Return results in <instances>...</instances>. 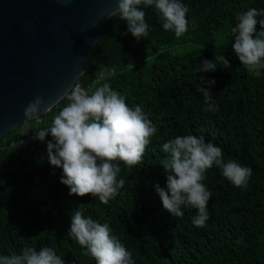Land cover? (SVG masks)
<instances>
[{
  "label": "trees",
  "instance_id": "16d2710c",
  "mask_svg": "<svg viewBox=\"0 0 264 264\" xmlns=\"http://www.w3.org/2000/svg\"><path fill=\"white\" fill-rule=\"evenodd\" d=\"M181 2L189 9L190 23L179 37L163 28L154 8L141 6L149 34L139 40L128 32L119 13L111 16L90 70L79 79L85 88L110 84L130 107L142 106L157 128L141 164L116 162L124 185L107 204L90 194H69L60 182L62 168L48 161L52 137L44 143L11 146L14 140L50 127L66 99L59 108L54 106L0 139V255L46 246L62 256L64 264H95L68 234L73 211L84 205L85 217L107 223L135 264H264V68L251 72L233 48L216 44L219 38L232 40L237 17L249 8L264 9V0ZM190 44L199 49L186 52ZM220 55L229 60L230 68L219 61ZM205 59L215 60L216 71L196 72ZM101 74L105 76L100 79ZM200 75L216 81L210 89L214 112L204 111ZM186 135L203 136L222 149L225 162L235 160L252 169L246 188H236L216 166L207 171L204 183L212 196L204 227L193 225L196 210L191 207L182 206L184 215L173 217L154 188L157 183L166 186L160 164L168 155L163 144Z\"/></svg>",
  "mask_w": 264,
  "mask_h": 264
},
{
  "label": "clouds",
  "instance_id": "9594fccd",
  "mask_svg": "<svg viewBox=\"0 0 264 264\" xmlns=\"http://www.w3.org/2000/svg\"><path fill=\"white\" fill-rule=\"evenodd\" d=\"M143 8H154L159 14L165 30L179 37L189 30L188 7L181 0H117L120 19L127 22L128 32L137 40L149 34ZM112 14V13H111ZM110 17V16H109ZM235 42L232 45L240 63L249 71L264 68V9L249 8L237 17ZM195 26V21H191ZM259 25L260 31H257ZM219 61L230 68L229 60L220 55ZM214 61L202 60L197 73L214 72ZM83 72V71H82ZM216 81L199 76V91L203 94L205 112H214L211 103V87ZM68 103L54 116L49 128L38 136L43 141L51 134L47 143L49 163L62 168L61 183L70 189V195L84 197L92 195L107 204L124 185L118 176L121 168L117 161L131 167L143 162L151 139L157 132L142 106L130 107L119 92L104 83L89 92L79 84L70 87L62 95ZM48 106L41 96L34 97L25 108L26 118L36 117ZM167 157L161 160L166 174V186L154 185L163 208L173 217H182V206L196 210L192 223L204 227L210 219L208 203L212 193L204 183L206 173L213 166L236 188H246L252 169L235 160H224L220 147L206 142L203 136H177L162 146ZM84 205H80L71 216L68 234L84 248L95 264H135L132 254L112 234L107 223H99L85 217ZM62 256L51 247L26 246L19 252L0 255V264H64Z\"/></svg>",
  "mask_w": 264,
  "mask_h": 264
},
{
  "label": "water",
  "instance_id": "95a60500",
  "mask_svg": "<svg viewBox=\"0 0 264 264\" xmlns=\"http://www.w3.org/2000/svg\"><path fill=\"white\" fill-rule=\"evenodd\" d=\"M116 7L117 0H0V139L49 113L90 70ZM37 96L48 106L26 118Z\"/></svg>",
  "mask_w": 264,
  "mask_h": 264
},
{
  "label": "built area",
  "instance_id": "2783aa9c",
  "mask_svg": "<svg viewBox=\"0 0 264 264\" xmlns=\"http://www.w3.org/2000/svg\"><path fill=\"white\" fill-rule=\"evenodd\" d=\"M105 75L104 74H101L100 75V79L103 78ZM75 84H79L82 88H84L86 91H89L91 92L94 87H89V88H85L83 86V84L78 80ZM57 108H59L58 105H56ZM49 128V127H47ZM47 128H43L41 129L40 131H38L37 133H33V134H28V135H25V137L19 139V140H14L11 142V146H28V145H32V144H35V143H44L46 142L50 137H51V134L49 133L48 136L45 137V139L43 141L39 140L36 136L39 135V133L42 131V130H45Z\"/></svg>",
  "mask_w": 264,
  "mask_h": 264
},
{
  "label": "rangeland",
  "instance_id": "374dc122",
  "mask_svg": "<svg viewBox=\"0 0 264 264\" xmlns=\"http://www.w3.org/2000/svg\"><path fill=\"white\" fill-rule=\"evenodd\" d=\"M234 36H235V34H234ZM234 36H232V40L231 39L229 40L228 38H219L218 42L216 43L217 46L225 47V48H232V45H233L232 41L234 40V42H235ZM230 42H232V44ZM192 49H199V47L196 46V45H193V44L186 45V52H188V51H190ZM251 72H256V70L255 71H251Z\"/></svg>",
  "mask_w": 264,
  "mask_h": 264
}]
</instances>
